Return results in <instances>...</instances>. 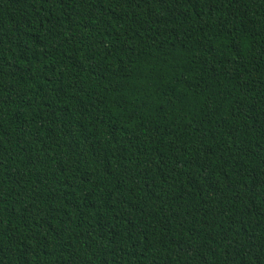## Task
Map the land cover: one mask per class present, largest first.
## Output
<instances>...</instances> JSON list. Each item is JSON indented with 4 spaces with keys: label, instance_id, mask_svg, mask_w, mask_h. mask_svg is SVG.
<instances>
[{
    "label": "trees",
    "instance_id": "1",
    "mask_svg": "<svg viewBox=\"0 0 264 264\" xmlns=\"http://www.w3.org/2000/svg\"><path fill=\"white\" fill-rule=\"evenodd\" d=\"M0 264H264V0H0Z\"/></svg>",
    "mask_w": 264,
    "mask_h": 264
}]
</instances>
